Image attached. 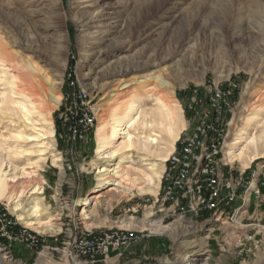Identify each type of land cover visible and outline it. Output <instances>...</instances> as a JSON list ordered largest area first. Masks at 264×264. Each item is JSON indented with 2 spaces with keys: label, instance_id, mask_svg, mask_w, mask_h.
<instances>
[{
  "label": "rangeland",
  "instance_id": "1",
  "mask_svg": "<svg viewBox=\"0 0 264 264\" xmlns=\"http://www.w3.org/2000/svg\"><path fill=\"white\" fill-rule=\"evenodd\" d=\"M0 42L18 52L22 63L41 67L48 85L52 84V93L60 96L55 105L40 92L50 104L55 149L63 169L51 165L49 157L43 169L24 175L20 184H15L25 191L35 184L42 187L54 217L52 222L59 227L57 231L41 233L56 235V241L47 237L48 248L44 249L53 264L174 263L184 250L182 247L189 243L195 250L207 251L202 256L206 264H240L241 259L229 253L233 229L228 224L215 227L212 221L203 222L205 215L196 223L178 215L165 217L163 211H158V203L153 204L155 194L142 193L137 188L104 187L85 206L91 215L86 219L78 200L88 195L96 183V169L89 162L94 156L95 131L100 122L97 119L87 141H70L57 116L66 107L62 94L73 89L86 90L95 104L97 118L117 99L133 95L152 99L166 89L180 105L188 125L191 117L187 106L193 99L205 100L216 82L235 80L240 90L234 108L237 122L228 137V141L233 140L243 118L264 95V0H0ZM158 79L169 86L160 85ZM123 84L128 86L119 90ZM112 88L118 96L106 97ZM103 96L105 99L100 100ZM101 103L103 109L98 111ZM153 103L150 100L144 106L152 107ZM2 113L0 110V144H13L11 134L17 125H11ZM263 119L264 111L258 121L254 119L256 134L264 128ZM30 157L36 159L34 155ZM131 158L134 163L129 170L145 168L136 152H131ZM26 162L20 158L15 164L22 166ZM231 165L233 176L249 167L258 174L260 194L255 198L261 200L252 202L244 221L259 224L252 229L259 248L253 256L246 257V264H264V158L246 169L237 162ZM136 205L138 212L133 217L141 219L150 211L152 219L177 229H170L169 233L119 226L122 217L131 216L127 208ZM113 226L138 228L144 236L140 243L125 249L121 257L108 262L78 255L71 246L80 233H100ZM64 241L71 243L67 249ZM1 247L0 244V257L6 255L7 264H36L40 256L20 244H11L7 250L12 252L8 254Z\"/></svg>",
  "mask_w": 264,
  "mask_h": 264
},
{
  "label": "bare ground",
  "instance_id": "2",
  "mask_svg": "<svg viewBox=\"0 0 264 264\" xmlns=\"http://www.w3.org/2000/svg\"><path fill=\"white\" fill-rule=\"evenodd\" d=\"M98 55L102 56L100 51ZM22 60L18 52L10 50L6 44L0 42V85L2 86L0 110L6 115L10 124L17 125L16 131L10 132L15 142L0 144V201L4 200L10 212L15 214L17 220L26 227L39 233H49L57 231L59 227L52 222L54 217L44 200L42 187L35 184L25 191L22 186L19 188V185L15 184H20L24 175L43 169L49 157L51 165L63 169L61 156L55 149L50 104L43 100L40 92L43 91L49 103L55 105L59 102L60 96L52 93V84L48 85V78L42 74L41 67L35 63L26 65ZM157 82L164 87L169 86L166 81L158 79ZM127 86L123 84L119 90ZM114 90L115 88H112L105 96L113 97L116 95ZM244 90L248 91V85ZM105 96L100 100H104ZM171 97L164 89L162 95L152 99L150 96L138 98L134 95L122 100L116 98L114 105L99 118L96 116L100 123L95 131L94 156L89 162L90 166L96 169V183L88 195L78 200L79 205L83 206L86 219L91 218V215L85 210V206L89 205L91 199L99 195L98 193L106 186L113 185L122 190L137 188L142 193L156 195L164 171V163L174 150L180 134L188 126L180 105ZM150 100L154 101L153 106L145 107L144 104ZM102 109L101 103L98 111ZM263 111L264 95L258 98L257 104L252 107L251 112L249 111V116L243 118L241 124L239 122L240 126L235 131L233 140L228 141L238 118L233 113L224 140V162L228 164L237 162L242 169H246L252 162L264 158V128L259 134L253 132L255 123L262 116ZM254 119L257 121L254 122ZM25 144L31 146L25 148ZM132 151L139 155L142 162L140 165H144L145 170L137 167L131 169L132 171L129 170L134 163L131 158ZM32 155L36 156V159L31 160ZM20 158H25L27 161L22 166L15 164ZM152 214L147 211L141 219L124 216L118 223L119 226L147 227L151 231L165 230L169 233L170 229L174 231L177 229L172 228V224L164 225L159 220L152 219ZM178 238L176 235V240ZM183 248L177 262L165 261V263L206 264V259L202 257L206 254V250H195V246H190V243ZM7 262L6 255L0 257V264ZM36 264H53L46 250L40 253ZM58 264L68 263L64 261Z\"/></svg>",
  "mask_w": 264,
  "mask_h": 264
},
{
  "label": "built area",
  "instance_id": "3",
  "mask_svg": "<svg viewBox=\"0 0 264 264\" xmlns=\"http://www.w3.org/2000/svg\"><path fill=\"white\" fill-rule=\"evenodd\" d=\"M239 90L235 80L219 81L211 86L205 100L193 99L189 103L187 110L191 119L164 163L153 204L158 203V211H163L165 217L178 215L196 223V219L205 215L203 222L212 221L215 227L228 224L233 229L229 253L241 259L240 264H246V257L253 256L259 248V240L252 231L259 224L244 221L251 198L260 194L258 174L249 167L233 176L232 165L223 160L224 140ZM61 98L66 107L59 111L57 120L67 139L87 141L97 122L92 99L85 89L66 91ZM127 211L134 216L138 206L129 207ZM142 231L113 226L100 233H80L73 244L70 241L63 244L65 249L71 244L78 255L108 262L121 257L132 244L140 243L144 236ZM47 237L56 241L55 234H41L22 225L5 202L0 201V244L7 254L12 252L7 250L11 244L23 245L40 254L48 248ZM227 244L225 240L224 245Z\"/></svg>",
  "mask_w": 264,
  "mask_h": 264
},
{
  "label": "crops",
  "instance_id": "4",
  "mask_svg": "<svg viewBox=\"0 0 264 264\" xmlns=\"http://www.w3.org/2000/svg\"><path fill=\"white\" fill-rule=\"evenodd\" d=\"M263 196V195H262ZM261 199L259 198H255V197H252L251 198V203H250V205L252 204V202H254V201H260ZM260 203V202H259ZM250 207V206H249ZM248 210H249V208H248Z\"/></svg>",
  "mask_w": 264,
  "mask_h": 264
}]
</instances>
